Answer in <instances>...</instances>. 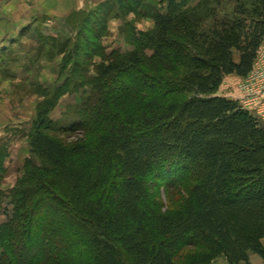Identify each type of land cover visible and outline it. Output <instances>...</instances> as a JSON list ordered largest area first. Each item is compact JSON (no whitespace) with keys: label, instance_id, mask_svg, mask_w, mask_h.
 I'll return each mask as SVG.
<instances>
[{"label":"trees","instance_id":"16d2710c","mask_svg":"<svg viewBox=\"0 0 264 264\" xmlns=\"http://www.w3.org/2000/svg\"><path fill=\"white\" fill-rule=\"evenodd\" d=\"M166 2L164 12L148 13L158 26V40L150 39L157 77L123 113L97 106L108 125L95 143L49 135L57 94L41 103L28 132L39 162L27 160L11 190L0 264H209L221 254L251 264V251L264 257V127L239 99L217 93L227 75L253 69L264 0H236L231 15L217 11L224 0ZM131 57L119 53L99 66L105 86ZM145 68L141 83L149 86ZM185 164L199 172L191 194L178 208L158 210L147 177ZM185 248L191 253L179 261Z\"/></svg>","mask_w":264,"mask_h":264},{"label":"rangeland","instance_id":"374dc122","mask_svg":"<svg viewBox=\"0 0 264 264\" xmlns=\"http://www.w3.org/2000/svg\"><path fill=\"white\" fill-rule=\"evenodd\" d=\"M235 1L224 0L223 7H216L218 13L225 8L231 15ZM129 7L117 0H0V224L9 218L11 190L23 176L26 161L39 162L25 135L42 102L57 94L49 114L56 130H46L49 135L69 145L95 143L108 125L103 113L97 117V106L114 116L150 90L157 77L150 39L158 40V26L148 13L164 12L167 2L140 0ZM119 53H130L131 60L105 86L98 68ZM233 53L237 60L240 51L234 48ZM141 68L149 86L141 83ZM230 81L227 78L224 87ZM169 174L147 177L149 198L160 211L183 205L199 177L194 164ZM190 253L185 248L178 260Z\"/></svg>","mask_w":264,"mask_h":264},{"label":"built area","instance_id":"2783aa9c","mask_svg":"<svg viewBox=\"0 0 264 264\" xmlns=\"http://www.w3.org/2000/svg\"><path fill=\"white\" fill-rule=\"evenodd\" d=\"M240 102L258 119H264V45L258 50L253 69L242 80Z\"/></svg>","mask_w":264,"mask_h":264},{"label":"crops","instance_id":"0c3cea01","mask_svg":"<svg viewBox=\"0 0 264 264\" xmlns=\"http://www.w3.org/2000/svg\"><path fill=\"white\" fill-rule=\"evenodd\" d=\"M239 58L237 60H239ZM227 78H229V80H231L232 82L230 81V85L224 87ZM242 80L243 77L238 76L236 74L227 75L225 81L223 82L217 93L219 95H224L230 98L239 99L241 97L240 96L241 91L239 85L241 84ZM259 122L260 125L264 127V119L263 121L259 120ZM25 137L29 140L28 132L26 133ZM262 242L264 244V239L262 240ZM249 255H250L251 264H264V257L261 254L251 251ZM209 264H232V263L230 262L226 254H221L218 257H216L214 260H212ZM239 264H247V263L245 261H241Z\"/></svg>","mask_w":264,"mask_h":264}]
</instances>
